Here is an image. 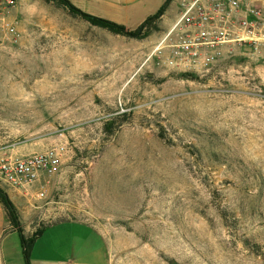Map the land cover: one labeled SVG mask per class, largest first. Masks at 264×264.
Returning a JSON list of instances; mask_svg holds the SVG:
<instances>
[{"label":"rangeland","instance_id":"1","mask_svg":"<svg viewBox=\"0 0 264 264\" xmlns=\"http://www.w3.org/2000/svg\"><path fill=\"white\" fill-rule=\"evenodd\" d=\"M5 16L17 32L0 30V157L68 145L58 174L23 190L30 237L81 220L111 264H264V57L241 47L185 73L149 60L166 27L132 39L43 0Z\"/></svg>","mask_w":264,"mask_h":264},{"label":"built area","instance_id":"2","mask_svg":"<svg viewBox=\"0 0 264 264\" xmlns=\"http://www.w3.org/2000/svg\"><path fill=\"white\" fill-rule=\"evenodd\" d=\"M176 15L156 39L149 60L156 57L169 69L185 73H207L221 61L236 55L241 47L264 57V7L248 0H174ZM16 0L0 3V30L14 36L15 25L5 10ZM68 151L57 143L42 153L25 157H0V186L27 190L58 174ZM44 197L45 192H40Z\"/></svg>","mask_w":264,"mask_h":264},{"label":"crops","instance_id":"3","mask_svg":"<svg viewBox=\"0 0 264 264\" xmlns=\"http://www.w3.org/2000/svg\"><path fill=\"white\" fill-rule=\"evenodd\" d=\"M95 1L96 4L87 5L86 11L110 20L116 19V22L131 30L138 28L148 17L157 13L166 2V0ZM100 1L102 3L98 4ZM175 11V2H172L160 22L161 28L169 26L170 17H173ZM48 178L43 174L41 180L34 186L43 184ZM3 189L23 216V202L29 201L31 193L11 187ZM0 212L3 218L0 226V264H111L108 243L104 235L88 222L72 219L54 221L46 226L32 244L27 257L22 242L14 241L8 246L5 244L6 240L3 243L7 232L11 233L10 237L20 234L12 225L1 198ZM23 232L26 237H30L29 229L25 228Z\"/></svg>","mask_w":264,"mask_h":264},{"label":"trees","instance_id":"4","mask_svg":"<svg viewBox=\"0 0 264 264\" xmlns=\"http://www.w3.org/2000/svg\"><path fill=\"white\" fill-rule=\"evenodd\" d=\"M43 1L49 4L53 3L56 4L57 6L63 7L67 9L70 12V14H72L73 16L80 17L86 20L87 22H89L91 25L107 30L112 34L121 35L132 39L142 40L149 37L152 33L160 30L159 24L165 12L167 11L168 7L174 0H166L164 5L158 10L157 13L148 17L138 28L134 30H131L127 28L125 25L120 24L118 22L87 13L78 6H76L71 0H43ZM0 198L6 207L8 217L10 218L12 225L18 230L20 234L22 245L24 247L26 256L28 257L32 244L34 243L36 238L39 235H41L43 229L38 231L36 234H34L31 237H26L23 232L24 230L22 229L21 226V219L18 214L17 208L10 199L7 192L2 187H0Z\"/></svg>","mask_w":264,"mask_h":264}]
</instances>
